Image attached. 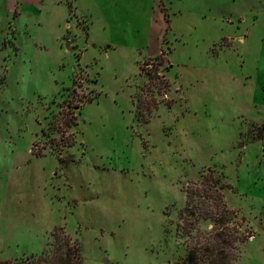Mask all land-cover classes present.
<instances>
[{
  "label": "rangeland",
  "instance_id": "374dc122",
  "mask_svg": "<svg viewBox=\"0 0 264 264\" xmlns=\"http://www.w3.org/2000/svg\"><path fill=\"white\" fill-rule=\"evenodd\" d=\"M58 229L264 264V0H0V262Z\"/></svg>",
  "mask_w": 264,
  "mask_h": 264
},
{
  "label": "trees",
  "instance_id": "16d2710c",
  "mask_svg": "<svg viewBox=\"0 0 264 264\" xmlns=\"http://www.w3.org/2000/svg\"><path fill=\"white\" fill-rule=\"evenodd\" d=\"M50 247L46 248L37 256H30L14 261H1L0 264H82L81 248L62 229H58L51 234ZM206 264H218L219 260H225L227 255L220 250L214 253L205 247ZM186 259L195 263L199 259V254L194 249H189ZM232 264V263H227Z\"/></svg>",
  "mask_w": 264,
  "mask_h": 264
}]
</instances>
